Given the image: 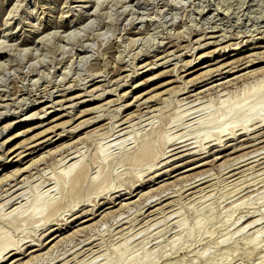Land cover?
Returning <instances> with one entry per match:
<instances>
[{"label":"rangeland","instance_id":"obj_1","mask_svg":"<svg viewBox=\"0 0 264 264\" xmlns=\"http://www.w3.org/2000/svg\"><path fill=\"white\" fill-rule=\"evenodd\" d=\"M102 1L0 0V264H264V0Z\"/></svg>","mask_w":264,"mask_h":264},{"label":"bare ground","instance_id":"obj_2","mask_svg":"<svg viewBox=\"0 0 264 264\" xmlns=\"http://www.w3.org/2000/svg\"><path fill=\"white\" fill-rule=\"evenodd\" d=\"M101 1H102V0H101ZM102 2H104V1H102ZM111 2H112V1H111ZM137 2H138V1H137ZM134 3H135V2H134ZM102 5H103V4H102ZM129 5H130V4H129ZM97 8H98V7H97ZM94 12H95V11H94ZM135 17H136V16H135ZM237 18H238V17H237ZM76 20H77V19H76ZM5 21H6V20H5ZM7 21H8V20H7ZM5 23H6V22H5ZM5 23H4V24H5ZM7 23H8V22H7ZM7 23H6V24H7ZM58 23H59L60 25H67L66 23L61 22V21L58 22ZM68 23H69V22H68ZM48 24L51 25V22H49ZM60 25H59V26H60ZM67 26H68V25H67ZM7 27H8V26H7ZM210 27H211V26H210ZM53 33H54V32H53ZM221 34H223V33H221ZM42 35H43V34H42ZM237 35H238V34H237ZM60 36H61V35H60ZM211 36H212V35H211ZM137 37H138V36H137ZM61 38H62V37H61ZM38 39H39V38H38ZM130 39H131V38H130ZM199 39H200V38H199ZM22 40H23V39H22ZM127 40H128V39H127ZM131 40H132V39H131ZM40 41L42 42L41 39H40ZM23 42H24V41H23ZM43 42H44V41H43ZM189 43H190V42H189ZM229 44H231V43H229ZM5 45H6V43H5ZM7 45H8V44H7ZM12 45H13V44H12ZM225 46H226V45H225ZM25 49H26V48H25ZM224 49H225V48H224ZM235 49H236V48H233V49H231V50H235ZM6 50H7V49H6ZM27 53H28V52H27ZM166 53H168V52H166ZM28 54H29V53H28ZM252 54H253V53H252ZM165 55H166V54H165ZM200 55H201V54H200ZM249 55H250V54H249ZM249 55H245V56H242V57H239V58H236V59H232V60H230V61L227 60V62H226V60H225V61L222 62L221 64L217 65V66L215 67V70H217V71H219V72H222L221 70H222L225 66H228V65H230V68L232 69V68H238L239 65H242V64H244V63H246V65H247V63H249V62H250V63H251V62L253 63V59H250V58L248 59V56H249ZM226 58H228V57H225V59H226ZM192 60H193V59H191L190 61H187V62L185 61V62H184L185 65H186V64H187V65L191 64V62H193ZM153 63H154V62H153ZM154 65H155V64H154ZM143 66H144V65H143ZM134 68H135V67H134ZM116 69H117V68H116ZM226 69H227V68H226ZM196 70H197V69H196ZM205 70H206V69H205ZM207 70L210 71L209 74H211L212 71H213V68L210 69V70H209V69H207ZM259 70H260V69H259ZM113 71H114V70H113ZM115 71H116V70H115ZM227 71H229V70H227ZM249 72H253V73H254V72H256V71H255V70H254V71L252 70V71H249ZM249 72H248V73H249ZM205 73H206V72H205ZM246 73H247V72H246ZM246 73H245V74H246ZM248 73H247V74H248ZM253 73H252V74H253ZM96 74H97V73H96ZM101 74H102V73H101ZM245 74H243V75L245 76ZM254 74H255V73H254ZM254 74H253V75H254ZM211 75H212V74H211ZM178 76H179V75H178ZM246 76H247V75H246ZM248 76H249V74H248ZM236 77H237V75H236ZM250 77H253V76H250ZM232 78H234V77H232ZM194 79H196V78H194ZM239 79H240V78H239ZM92 80H93V79H92ZM191 80H192V79H191ZM240 80H241V79H240ZM261 80H262V79H261ZM175 81H176V80H175ZM189 82L191 83V82H193V81H189ZM253 82H254V81H253ZM260 82H261V81H259V84H258V85H260ZM106 83H107V82H106ZM182 83H185V82L183 81ZM228 83H230V82H228ZM192 84H193V83H192ZM221 84H222V83H221ZM232 84H233V83H232ZM232 84H231V85H232ZM254 84H256V82H254ZM81 85H82V84H81ZM179 85H180V84H179ZM181 86H182V85H181ZM185 86H186V84L183 86V89H184ZM228 86H229V85H228ZM253 86H254V85H253ZM256 86H257V85H256ZM216 87H217V86H216ZM97 88H98V87H97ZM179 89H180V88H179ZM100 90H101V89H100ZM113 90H114V89H113ZM200 91H201V90H200ZM85 92H86V91H85ZM45 93H46V92H45ZM47 93H48V92H47ZM49 93H50V92H49ZM41 95H42V94H41ZM46 95H47V94H46ZM49 96H50V95H49ZM75 96H76V95H75ZM46 97H47V96H46ZM150 97H151V96H150ZM195 97H196V96H195ZM201 97H202V96H201ZM147 98H148V97H147ZM60 100H61V99H60ZM146 100H147V99H146ZM148 100H149V99H148ZM150 100H151V99H150ZM165 100H166V99H165ZM57 102H58V101H57ZM57 102H56V103H57ZM144 102H145V101H144ZM144 102H143V103H144ZM54 103H55V102H54ZM59 103H60V102H59ZM125 104H126V103H125ZM104 106H105V105H104ZM149 106H150V105H148V104L146 105V107H149ZM118 107H119V106H118ZM120 107H121V106H120ZM102 109H103V107H102ZM115 109H116V108H115ZM152 110H153V109H152ZM146 111H147V110H146ZM243 111H244V110H243ZM44 113H46L45 110H44ZM32 114L34 115V113H32ZM244 114H245V112H244ZM31 116H32V115H31ZM95 117H97V116H95ZM101 117H102V116H101ZM116 117H117V116H116ZM114 118H115V117H114ZM119 120H120V119H119ZM91 121H92V120H91ZM124 121H125V120H124ZM263 121H264V118L262 117L261 119H259L258 123L261 122V124H262ZM88 122H90V121H88ZM130 122H131V121H130ZM107 123H108V122H107ZM120 123H121V122H120ZM85 124H86V123H85ZM113 124H114V123H113ZM259 124H260V123H259ZM123 125H124V124H123ZM253 125H254V124H253ZM262 125H263V124H262ZM79 126H80V125H79ZM121 126H122V125H121ZM76 127H77V126H76ZM101 127H102V126H101ZM99 128H100V127H99ZM242 128L246 130V125H245V127H244V125H243ZM121 129H122V128H121ZM104 130H105V129H104ZM110 130H111V129H110ZM93 131H94V130H93ZM231 132H233V131H231ZM97 133H98V132H97ZM235 133H236V132H235ZM232 134H233V133H232ZM241 134H242V133H241ZM61 135H62V134H61ZM86 135H87V134H86ZM90 135H91V134H90ZM226 135H227V134H226ZM226 135H224V136H226ZM263 135H264V134H263ZM255 136H256V135H255ZM218 138H219V139H217V140H220V139H221L220 137H218ZM49 139H50V138H47V139H45V140L40 141V143H35V144H33V145H32V148L34 149V148H35L36 146H38V145H42V144H44V143L46 144V142H47ZM238 139H239V138H238ZM262 139H263V138H262ZM263 144H264V143H263ZM61 145H62V144H61ZM65 145H66V144H65ZM146 145H147V144H146ZM149 145H150V144H149ZM214 145H215V144H214ZM203 146H204V145H203ZM59 147H60V146H59ZM143 147H145V146H143ZM148 147H149V146H147V147H145V148H147V150H148ZM149 148H150V147H149ZM241 148H242V147H241ZM254 148H255V147H254ZM143 149H144V148H143ZM9 150H10V149H9ZM201 150H202V149H201ZM256 150H257V149H256ZM145 151H146V150H145ZM148 151H149V150H148ZM207 151H208V150H207ZM243 151H244V150H243ZM261 151H262V149H261ZM47 152L50 153L49 150H48ZM51 152H52V151H51ZM139 152H140V151H139ZM139 152H137V153L140 154ZM146 152H147V151H146ZM146 152H145V155H146ZM241 152H242V151H241ZM247 152H248V151H247ZM247 152H246V153H247ZM250 152H252V151H250ZM20 153H21V152H20ZM20 153H16L14 156L19 155ZM141 153H144V150L142 151V149H141ZM147 153H148V152H147ZM164 153H165V152H164ZM189 153H190V152H189ZM191 153H192V152H191ZM242 153H243V152H242ZM242 153H241V156H243L244 154H246V153H244V154L242 155ZM26 154H29V152L26 153ZM44 154H45V153H44ZM44 154H43V155H44ZM138 154H136L137 156H135V157H137V158L139 159L138 156H140V155H138ZM239 154H240V153H239ZM249 154H250V153H249ZM43 155L41 154V157H43ZM161 155H162V154H161ZM250 155H252V154H250ZM21 156H24V154L21 155ZM73 156H74V155H73ZM142 156H144V155L141 154L140 157H142ZM236 156H237V155H236ZM238 156H240V155H238ZM37 157H39V156H37ZM145 157H146V156H145ZM244 157H245V156H244ZM233 158H237V157H235V155H234ZM241 158H242V157H241ZM241 158H239V159H241ZM256 158H257V157H256ZM36 159H37V158H36ZM38 159H39V158H38ZM131 159H132V158H131ZM134 159H136V158H134ZM143 159H144V158H143ZM229 159H230V158H229ZM229 159H228V160H229ZM29 160H30V159H29ZM31 160H32V158H31ZM31 160H30V162H31ZM33 160H34V158H33ZM132 160H133V159H132ZM10 161H11V159L9 160V162H10ZM139 161H140V160H139ZM235 161H236V160H235ZM32 162H33V161H32ZM229 162H230V161H229ZM231 162H232V161H231ZM231 162H230V163H231ZM263 163H264V162H263ZM31 164H32V163H31ZM200 164H201V163H200ZM231 164H232V163H231ZM231 164H230V165H231ZM27 165H30V164H27ZM74 166H75V164H74ZM150 166H152V165L150 164ZM226 166H227V165H226ZM27 167H28V166H26L25 168H27ZM25 168H19V169L16 168V169H14V172L10 171V173H7V174H6V173H3V174L1 175V176H2L1 178H2V179L0 178V181H1V180H4L3 178L8 179V178H7L8 176H9V177H12L13 174H15V173H19L20 170H25ZM149 168H151V167H149ZM149 168H147V169H149ZM155 168H156V167H155ZM189 169H190V168H189ZM79 170H80V169H79ZM79 170H78V172L76 171V172L78 173V177H79V172H80V171L82 172L83 169H81L80 171H79ZM186 170H187V169H186ZM231 170H232V169H231ZM209 171H210V170H209ZM76 172H75V174H77ZM199 172H200V171H199ZM83 173H84V171L81 173V176L85 174V173H84V174H83ZM188 174H189V173H188ZM201 174H202V173H201ZM67 175H68V174H67ZM67 175H66V173H65L64 177H67ZM13 176H14V175H13ZM76 176H77V175H76ZM76 176H75V175H74V177L72 176V179H73L72 181H75V182L77 181V180L74 179V178H78V177H76ZM183 176H184V175H183ZM185 176H187V175H185ZM189 176H191V175H189ZM198 176H199V175H198ZM187 177H188V176H187ZM193 177H194V176H193ZM193 177H192V178H193ZM12 178H13V177H12ZM180 178H182V176H181ZM188 178H189V177H188ZM194 178H195V177H194ZM196 178H197V177H196ZM237 178H238V177H237ZM190 179H191V178H190ZM196 180H197V179H196ZM200 180H201V179H200ZM138 181H139V180H138ZM192 181H193V180H192ZM190 182H191V181H190ZM1 183H2V182H1ZM72 183H73V182H72ZM164 183H165V182H164ZM73 184H76V183H73ZM73 184H72V185H73ZM190 185H191V184H190ZM185 186H186V185H185ZM168 187H169V186H168ZM200 187H201V186H200ZM179 188H180V187H179ZM74 195H75V194H74ZM72 196H73V195H72ZM77 196H78V195H77ZM161 198H162V197H161ZM10 200H11V199H10ZM75 204H76V203L73 202L71 206L74 207ZM33 205H34V206H32V207L29 208V211H28V213H27V216H32L33 214H35V213L38 212V211L36 210L37 204L34 203ZM69 208H70V207H69ZM72 210H73V209H72ZM155 210H156V209H155ZM90 213H91L92 215H94L95 211H94V212H93V211H92V212L90 211ZM17 216H18V215H17ZM17 216H15V217H17ZM22 218H23V217H22ZM92 218H94V216H92V217L89 216L87 219H84V218H83V220L80 221V223H81V222H85V221L90 220V219L92 220ZM15 220H16V219H15ZM249 221H250V220H249ZM249 221H248V222H249ZM251 221H253V220H251ZM16 222H17V221H16ZM248 222H247V223H248ZM14 223H15V222H14ZM89 224H90V223H89ZM249 225H250V224H249ZM88 226H89V225H88ZM82 227H83V226H82ZM46 231H47V230H46ZM78 231H79V230H78ZM56 236H58V235H55L54 237H51V236H50L51 238H50L49 240H45L44 244H46V246H47V244H50L51 241L54 240V238H55ZM63 236H64V235H63ZM7 240H8V239L5 238V240L3 241V243H4L5 241H7ZM3 243H2V244H3ZM2 244H1V245H2ZM36 244L39 245V243H36ZM12 245H13V244H12ZM40 245H42V243H41ZM8 246H11V243H8V244L4 245V246L0 249V252H1L2 250L6 249ZM12 247H13V246H12ZM36 248H37V249H36ZM36 248L33 249L32 251H35V250L38 251V250H39V247H36ZM54 248H55V247H54ZM12 249H13V248H12ZM41 249H42V248H41ZM4 251H5V250H4ZM10 251H11V250H10ZM10 251H9V252L7 251V252L10 253ZM12 251H16V250H12ZM16 252H18V254H22V255L25 253L24 250H23V251H22V250H18V251H16ZM30 253H31V252H30ZM28 254H29V252H28ZM44 254H45V253H44ZM46 254H47V253H46ZM5 255H7V253H5ZM30 256H31V255H30ZM38 256H39V255H38ZM3 258H4V257H3ZM19 258H22V257L17 256L16 259H14V260L11 259V260H12V261H11V264H19V263H20V261L18 260ZM0 259H2V256L0 257ZM17 260H18L19 263L17 262ZM30 260H31V259H30ZM0 261H1V260H0ZM16 262H17V263H16ZM29 262H30V261H29Z\"/></svg>","mask_w":264,"mask_h":264}]
</instances>
